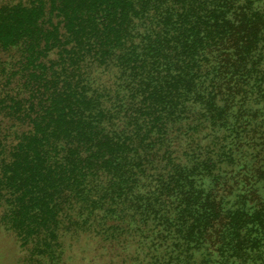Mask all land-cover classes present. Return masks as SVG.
Segmentation results:
<instances>
[{"label":"trees","instance_id":"1","mask_svg":"<svg viewBox=\"0 0 264 264\" xmlns=\"http://www.w3.org/2000/svg\"><path fill=\"white\" fill-rule=\"evenodd\" d=\"M1 53V222L32 259L86 231L264 264V0L1 2Z\"/></svg>","mask_w":264,"mask_h":264},{"label":"rangeland","instance_id":"2","mask_svg":"<svg viewBox=\"0 0 264 264\" xmlns=\"http://www.w3.org/2000/svg\"><path fill=\"white\" fill-rule=\"evenodd\" d=\"M18 0H0L14 2ZM4 59L5 55L0 54ZM5 125V124H4ZM3 205L0 204V264H131L134 250L110 245L86 231H69L61 239V247L41 250L34 259L20 246L14 233L1 222ZM37 255V254H36Z\"/></svg>","mask_w":264,"mask_h":264}]
</instances>
